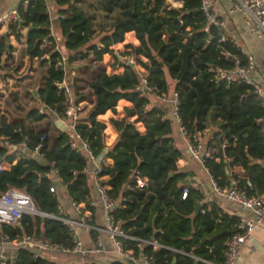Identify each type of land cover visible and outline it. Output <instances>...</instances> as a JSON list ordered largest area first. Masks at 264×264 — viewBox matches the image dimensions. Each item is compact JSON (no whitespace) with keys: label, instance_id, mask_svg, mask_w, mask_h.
Wrapping results in <instances>:
<instances>
[{"label":"trees","instance_id":"16d2710c","mask_svg":"<svg viewBox=\"0 0 264 264\" xmlns=\"http://www.w3.org/2000/svg\"><path fill=\"white\" fill-rule=\"evenodd\" d=\"M55 1L59 5L69 3L68 0ZM179 2L181 5L175 7L168 0H100V9L106 15L115 13L107 34L100 38V52L95 44H90L94 30L93 18L89 14L68 6L58 11L61 16L57 24L65 52L79 53V59H84L87 52L82 50L86 47L92 53L89 62L97 63L90 64L89 68L95 65V69H88L92 75L87 81L79 76L71 77L67 82L76 102L84 99L81 92L84 87L94 96L93 105L81 118L77 129L96 156L104 154L112 159L111 165L103 167L101 175L106 178L102 183L113 198H126L123 206L113 211L115 218L122 220L121 227L130 235L155 239L162 246L153 249L151 245H145L142 248L144 254L153 257L154 264H204L189 255L219 263L223 257V241L235 232L238 216L223 212L216 203L209 208L203 205L194 213L197 202L203 198L202 193L190 184H184L187 173L177 166L182 152L172 136L173 120L162 108L150 103L149 95L166 96L173 80V91L179 95L178 115L189 141H193L194 134L219 125L218 133L206 144L213 150L212 157H206L203 162L211 178L218 185L228 187L227 169L232 165L240 166L244 178L236 177L235 180L248 195L255 196L264 194V165L256 162L264 159V140L256 124V119L264 115V106L249 84L237 80L228 84L216 79L218 70L235 68L230 55L236 54L241 63L245 56L230 41L218 42L219 30L205 19L199 8L200 0ZM144 10L152 13L154 19L147 20L142 26L141 34L137 35L138 45L126 44L125 50L117 54L111 46L122 42L126 32L139 27L137 24L142 23ZM18 12L19 21L11 30L15 37H19L20 28H27L26 54L29 60L48 54V58L41 59L47 68L37 89L38 105L26 117L31 122H39L51 118L38 112L39 105L56 109L59 115L66 108L67 95L54 84L65 80V70L60 54L54 50L55 40L50 36L51 22L44 0L30 1L26 7L21 4ZM158 32L163 35V40L155 49L149 38ZM43 38L50 40L48 48L42 46ZM7 39V35H0V58L4 54L8 58L12 49ZM222 51L229 56L223 55ZM104 53L113 55L112 66L122 67L121 73L106 72L100 63ZM129 55L133 56L131 63L127 59ZM77 57L69 55L67 64ZM167 62L172 63L168 65ZM136 65L143 71H139ZM176 66H180L179 69ZM172 68H175L174 74L170 72ZM185 76L193 79L200 91L199 97V93L192 89V97L195 100L199 97L193 111L189 110L190 92L181 88ZM120 99L129 101L131 107L124 109L121 119H110L118 137L106 147L105 124L97 120V116L107 110L115 112ZM130 117L135 119L129 121ZM137 122L144 125L143 133L136 128ZM54 127L55 132L50 134L47 128L35 129L22 121L8 122L3 115L0 116V137L16 144L28 137L29 151L41 136L45 135L47 139L44 156H27L0 170V195L10 188L20 189L30 196L37 211L54 216L58 214L61 200L57 185H61L72 203H83L92 214L95 208L90 205L91 183L85 172L88 160L71 148L72 138L67 129ZM219 136L228 144L224 148L225 157L221 156ZM7 152V148L0 144V156H6L11 163L13 157ZM226 156L232 160L227 162ZM134 174L145 179V185L123 191L126 183H135ZM51 185L56 187L53 192L50 191ZM185 188L188 192L182 199ZM0 232L8 233L11 238L28 235L34 239H48L64 248L73 246L61 221L38 214L23 213L17 225H3ZM125 242V249L132 248L135 255L139 253L134 242ZM0 264L53 262L29 249H22L15 260L6 263L0 260ZM113 264L123 263L116 261Z\"/></svg>","mask_w":264,"mask_h":264},{"label":"built area","instance_id":"2783aa9c","mask_svg":"<svg viewBox=\"0 0 264 264\" xmlns=\"http://www.w3.org/2000/svg\"><path fill=\"white\" fill-rule=\"evenodd\" d=\"M30 1L34 0H22V6L26 7ZM214 0H200V10L203 13L205 19L208 23L217 27L219 30L218 42L230 41L233 46L237 47L241 53L244 54V62L241 63V59L235 54L230 55L236 66L232 70H218L216 79L224 80L230 84L233 80L238 82H243L249 84L255 96L259 100L260 104L264 106V101L261 98L262 87L260 84L254 80L253 71L255 68V60L250 54L245 53L236 40L230 37L226 32L225 20L224 18L217 16L213 10ZM230 12H238L242 14V22L247 27L249 32L256 37L264 36V0H229ZM168 2L175 6L178 0H168ZM61 15L59 14V17ZM19 21L18 9L9 10L8 12L0 15V27L6 26V34H12L11 27L15 26ZM50 36L54 38L53 30L50 29ZM51 42L48 38L42 39V46L48 48ZM57 43H55L54 50L60 54V62L62 68L65 70L67 64L68 56L61 50ZM225 56H229L226 51L221 52ZM77 54H75L76 56ZM74 56V55H72ZM48 58V54L43 55L40 59ZM128 62H133V56L129 55L127 57ZM145 81L143 80V84ZM59 89H63L67 95L66 108L63 113L59 115L56 109L47 108L44 104L38 107V112L40 114H48L55 119L57 123L65 126L70 134L72 141L70 146L76 152L86 156L88 163H92L94 168L90 173V181L96 191L97 199L103 206L104 216L103 224L101 226H96L91 223V212L86 210L83 203L76 204L72 203L75 217H70L66 214L60 206H58L57 215H47L46 217L55 218L61 221L67 228L69 236L72 239V248H64L60 245L51 243L48 239H34L28 235H22L18 238H11L8 233L0 232V260L2 263L15 260L18 252L22 249H29L35 255H43L45 253L56 254H70L81 258H86L79 262L73 264H113L116 261L127 262L132 264H154L155 260L152 256H148L142 252V248L145 245H151L153 249H158L162 247L155 239L145 240L139 237L128 234L122 227L121 219L115 218L113 211L117 208L122 207V203L126 200L124 196H120L117 199L110 196L107 192V186L102 183L104 176L101 175L103 167L106 166L104 163V154L96 156L92 148L85 139L81 136L77 129L81 118L83 117V107L80 101L75 100L72 95L68 83L63 81H56L54 83ZM141 88V86H138ZM162 100H165V96H161ZM172 111L171 116L176 123V126L187 141V149L191 156L197 159L201 164H203L206 157H212L213 150L206 146L204 142L199 137V133L194 134L193 141H189L187 138V130L181 123V119L178 115L179 107V95L178 92L174 91L171 95ZM256 124L259 126L262 139L264 140V115L256 119ZM29 138L25 137L24 141L16 144L9 141L7 138L0 137V144L4 145L8 152L7 155L13 157V161L8 162L6 156H0V170L9 167L15 161L25 158L27 156L41 155L44 156L45 149L47 148V139L43 135L40 137L37 144L33 147L31 151L27 149V143H29ZM204 166V165H203ZM86 172V169H85ZM132 179L135 183L132 185L131 182L125 184L124 190H130L133 187L142 188L145 185V179L140 178L136 174L133 175ZM248 186H251L247 182ZM211 185L214 191L227 200L232 201L236 205L242 207L252 214V216L238 215V223L236 225V230L233 234L228 236L223 241V257L222 261L219 263H214L211 261L199 259L198 257L189 255L195 259V261H201L204 264H237L240 257L241 250L244 243L251 237L254 228L264 221V197L248 195L245 189H241L238 186L237 181L231 180L230 186L222 187L217 184V182L211 178ZM55 185L50 186V191H55ZM187 188L182 192L181 198L184 199L187 195ZM94 200L92 199L90 205L94 206ZM23 213L26 214H38L41 213L35 209V206L30 198V196L24 191L16 188H10L0 195V231L3 225L15 226L18 223L19 218ZM84 228L86 230L94 231L96 236L94 238V246L90 249L84 247L82 241L78 237V229ZM107 235L114 252L121 258V260H115L111 262L104 261L103 256L107 253V250L102 244L100 235ZM131 241L135 243V246L139 249L137 255L134 254L132 248L125 249L126 242ZM179 253L184 254L181 251ZM53 264L57 262L52 261Z\"/></svg>","mask_w":264,"mask_h":264},{"label":"crops","instance_id":"0c3cea01","mask_svg":"<svg viewBox=\"0 0 264 264\" xmlns=\"http://www.w3.org/2000/svg\"><path fill=\"white\" fill-rule=\"evenodd\" d=\"M69 3L59 5L56 3L55 0H44L46 9L49 14L50 22H51V29L54 33V40L55 43H57L61 48V50L66 53L67 55H76L77 58L74 59V62L77 60H80L79 53H67L65 52V49L61 45L62 43V36L60 34V30L58 28L57 20L59 18V10L64 9L68 6H74L75 8L81 10L82 12L89 14L93 18V38L91 40L90 44H95L97 47V51L100 52L102 45L100 43V38L107 34L109 28H110V22L111 17L115 15L113 13L112 15H106L101 9H100V0H68ZM22 4V0H0V15L8 12L9 10L18 9V7ZM181 3L177 2L176 6H180ZM230 1L229 0H214L213 1V10L216 13L217 16H220L224 18L225 20V26H226V32L227 34L232 37L240 48L247 54H250L253 59L255 60V68L253 71V78L256 80L260 86L262 87V94L261 98L264 101V36L262 37H256L253 34L249 32L247 27L242 22V14L238 12H230ZM141 15H145L142 23H138V28H133L131 31L126 32L124 35V40L122 42L116 43L111 46V48L116 52L117 54L120 52H123L125 50L126 44H133L138 45L139 41L137 39V35L141 34L142 32V26L147 20L154 19V15L152 13H149L147 10H144ZM105 18L107 20L105 21ZM138 22V21H137ZM6 26L0 27V35H7L5 32ZM20 35L19 37H15V35L9 34L7 35L8 43L11 45L12 49L9 52V57L6 58V55H2L0 58V65L3 63V61H14L18 59V55L16 53L19 52L21 49L20 58L30 65L33 63V61H37L40 66H43L46 70L47 65L41 63V59L33 58L32 60H29L27 54H26V35H27V28H20ZM159 35V36H158ZM159 37V44L163 40V35L158 32ZM82 52H87V58L92 57L91 50H87L86 47L82 50ZM162 56L164 54H161ZM72 56V57H74ZM122 59V57H120ZM7 59V60H6ZM84 59L80 60L79 64L71 65L68 64L65 66V81L67 82L69 78L75 77V73H79V69L82 68V64L84 63ZM101 64L104 65L106 72L108 74L111 73H121L123 68L119 66H112L114 63V58L112 54L104 53L102 54V59L100 61ZM172 62H167L168 65H170ZM88 69H95V65H92L91 68H89L90 64H87ZM180 67V66H178ZM176 66V68H178ZM179 69V68H178ZM181 69V68H180ZM1 73V71H0ZM45 73V72H44ZM74 75V76H70ZM1 76V75H0ZM68 83V82H67ZM181 88L183 90H188L192 97V89H195L199 93L200 97V91L199 89L194 85L193 79H191L188 76H185L181 80ZM88 88H84L82 90H87ZM174 81L172 80V85L169 94L165 96V100H162V97H159L155 94H150L149 99L151 104H155L162 108L165 111V115L168 118H172L171 111H172V103H171V95L174 92ZM37 97V96H36ZM199 97L195 100L192 97V102L190 104V111H193L198 103ZM94 96L92 92L90 91V99L87 101L85 98L83 100H80L82 107H83V117L86 116L87 112L93 105ZM42 105V104H41ZM39 105V106H41ZM38 106V107H39ZM131 107V103L125 99H120L117 102V105L115 107L116 111L112 112L111 110H107L105 113L100 114L97 116V120L103 122L105 124L104 129V142L106 147L111 146V144L117 139L118 133L114 129V127L110 123V119H121L124 116V109ZM135 117H130L129 121H133ZM38 123V122H37ZM39 123H44L43 128H47V130L50 132L51 130L55 132V127L60 128V126L57 125V122L53 117L50 119H43L39 121ZM136 128L140 133H143L145 131L144 125L141 122L135 123ZM219 131V125L217 126H210L206 131H203L199 133V137L204 142V144H207ZM172 136L175 141V145L177 148H179L182 152L181 158L177 161V166L182 172L187 173V177L185 180H188L187 183L184 184H190L191 186L197 188L202 193V200L197 202V204H200V208L203 205H207L209 208L212 203H216L223 212L228 213L229 215H246V216H252L250 212L243 209L242 207L236 205L230 200H227L226 198L219 196L211 185V176L208 173L207 169L201 164L197 159L193 158L191 154L189 153L187 149V141L183 136L180 134L175 121L173 120V126H172ZM218 140L220 141V152L221 156L225 157L224 148L228 146L227 143L222 142V138L219 136ZM226 161L230 162L232 160L231 157L226 156ZM16 162V161H15ZM262 165H264V159L256 161ZM104 163L107 165L112 164V159L105 157ZM94 168V165L91 163H88V166L86 167V172L88 176L90 177V173L92 172ZM227 175L231 180H234L237 178H244V170L242 167L237 165H232L227 169ZM105 179V178H104ZM184 180V181H185ZM91 183V181H90ZM58 186V191L61 194L60 195V204L59 206L66 212V214L70 217H75L74 208L72 205V202L69 200V198L65 194V189L61 185ZM91 197L94 200V212L91 215V223H93L96 226H101L103 224V216H104V209L100 201L97 199L96 191L91 183ZM264 197V194L260 195ZM96 234L94 231L86 230L84 228L78 229V237L82 241L85 248L90 249L94 246V238ZM100 239L102 241L103 246L107 250V253L103 256L104 261L111 262L115 260H121V258L114 252L111 243L105 234L100 235ZM43 256L47 257L51 261L57 262V264H73L76 262H79L81 260L87 259L86 258H79L74 255L70 254H63V253H56V254H50L45 253ZM123 264H132L127 262H122ZM237 264H264V221L258 224L251 235V237L244 243L243 248L241 250L240 257L237 261Z\"/></svg>","mask_w":264,"mask_h":264},{"label":"rangeland","instance_id":"374dc122","mask_svg":"<svg viewBox=\"0 0 264 264\" xmlns=\"http://www.w3.org/2000/svg\"><path fill=\"white\" fill-rule=\"evenodd\" d=\"M106 20L107 18H105V21ZM158 36L156 34H151L149 38L150 44L155 49L160 42ZM16 54L18 55L17 60L10 62L3 61L0 65V116L3 115L8 122L22 121L28 127H33L35 129L43 128L44 123L41 125L39 122H31L30 119L26 117L28 112L38 105V96H34L32 90L40 87L45 76V68L40 66L37 61H33L30 65L26 60L24 62L20 58L21 49ZM90 59L91 57L85 58L83 61L84 63H81L82 68L79 69V73H75L76 78L81 76L80 78L87 81L91 77V71L87 68V64L92 63L89 62ZM80 60L75 62L72 61L68 65L79 64ZM92 64L96 65L97 63ZM136 68L139 71H143L138 65H136ZM170 72L174 74L175 68L170 69ZM81 92H83L84 98L89 101L90 90L87 89L84 91L81 89ZM49 133L53 134V131L51 130Z\"/></svg>","mask_w":264,"mask_h":264},{"label":"water","instance_id":"95a60500","mask_svg":"<svg viewBox=\"0 0 264 264\" xmlns=\"http://www.w3.org/2000/svg\"><path fill=\"white\" fill-rule=\"evenodd\" d=\"M32 93L34 94V96H37V89L32 90ZM57 125L60 126L61 129H65V126L61 125L60 123H57ZM187 182H188V180L184 181V183H187ZM199 209H200V204L198 203V204H196L194 213L196 214ZM38 215L44 216V214H42V213H38Z\"/></svg>","mask_w":264,"mask_h":264}]
</instances>
